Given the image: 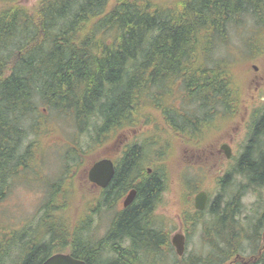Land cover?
<instances>
[{"label": "trees", "instance_id": "obj_1", "mask_svg": "<svg viewBox=\"0 0 264 264\" xmlns=\"http://www.w3.org/2000/svg\"><path fill=\"white\" fill-rule=\"evenodd\" d=\"M244 17L264 36V0H177L168 6L157 0H41L34 8L0 0V200L38 154L33 143L24 147L28 133L22 122L30 126L31 119L41 118L40 106L59 120L67 116L79 134L88 133L99 143L138 124H152L160 134L165 130L192 139L197 134V140L213 117H233L239 84L231 62L211 56L218 44L226 48L228 27L240 25ZM249 47L255 54L260 46ZM177 100L195 105L194 110L182 112L175 107ZM227 108L229 115L219 114ZM141 148H129L101 194L98 203L107 207L128 189L136 190L133 204L110 220L102 239L88 243L82 238V219H65L70 232L49 220L44 231L37 230L40 238L27 231L21 237L19 232L10 235V242L18 236L16 253L10 259V244L6 251L0 248V264H41L67 246L68 254L86 264L175 261L163 249L165 237L150 217L162 181L157 171L147 175L142 169ZM73 149L80 153L72 148L65 159ZM136 178H141L137 184ZM222 181L236 186L227 197L223 193L222 205L211 209L212 223L204 225L214 232L216 249L204 258L191 255L182 264H228L236 254L243 256L242 236L255 238L257 246L264 209L247 226L238 215L241 191L264 186V110L253 118L249 141ZM63 190L49 189L46 218ZM260 262L264 264V252Z\"/></svg>", "mask_w": 264, "mask_h": 264}, {"label": "rangeland", "instance_id": "obj_2", "mask_svg": "<svg viewBox=\"0 0 264 264\" xmlns=\"http://www.w3.org/2000/svg\"><path fill=\"white\" fill-rule=\"evenodd\" d=\"M19 1L24 7L34 8L41 0ZM176 1L157 0V3L160 6H168ZM241 20L240 25L231 24L228 27L226 48L218 44L211 56L212 59L223 58L231 62L239 84L238 98L231 104L234 107L231 110L234 116H224L223 119L220 116L213 117L209 126H205L198 134L197 140L194 139L197 137L192 139L190 134L170 135L166 134L165 130L160 134L156 129H152V124H138V128H124L99 143V140L93 141V136L88 133L79 134L67 116L59 120L49 109L41 106V118L36 119L39 117L37 116L31 119L30 126L27 122H22L28 133L23 145L26 147L33 143L32 148H38V154L32 164H27L24 171L11 181L10 187L0 200V248L6 251L10 244L8 258L12 259L16 253L13 245L18 236H23L27 231V235L32 233L33 236L37 233L36 237L40 238L37 230L44 231V222L49 220L60 226L64 224L65 229L70 232L72 226L66 220L75 222L82 219V238L87 239L88 243L102 239L119 207L116 199L107 207L98 203L101 192L88 182L87 172L94 162L102 158L118 160L120 151L130 143L142 146V169L152 168V172L157 171L162 181L157 206L153 212L157 226L167 230L168 235L178 233L181 229L188 233L184 256L179 258L173 254L175 264H182L191 255L206 256V252L195 250L201 246L202 228L205 223L211 224L214 219L211 212L208 213L209 205L219 207L225 200L224 195L220 194L218 181L232 170L248 143L253 118L264 110V36L259 34L261 29L255 26L252 19L244 17ZM251 44L260 46L255 54H250ZM174 103L175 107L186 113L195 108V105L180 100ZM228 112L230 113V108L224 109V112L220 111L219 114L229 115ZM153 116L159 117V112H154ZM144 122L141 120L140 124ZM222 144L230 148L228 159L219 151ZM41 145L43 150L39 152ZM72 148L80 150V153L73 149L71 155L74 157L65 159ZM233 176L235 175L231 173L230 182ZM236 182H239V178ZM241 185L246 186L244 183ZM51 186L63 188L64 195L61 194L62 197L57 198L54 208L49 206L50 218H46L45 206ZM234 186H227L226 191ZM199 190H205L208 194L207 209L197 219V225L192 227V221L196 219L193 198ZM68 192L70 197L67 198ZM125 194L126 192L121 198H125ZM241 194L242 213L238 217L240 224L247 226L251 222L255 223L263 212L264 186L246 188ZM183 217L186 219L184 226L181 224ZM79 224L75 223L77 226ZM16 232H19V235L10 242V235ZM254 240L246 236L241 237L239 246L243 256H249L256 251ZM257 240L258 245L264 244V233L262 238L260 236ZM63 251L68 253V246ZM232 260L234 261V258Z\"/></svg>", "mask_w": 264, "mask_h": 264}, {"label": "flooded vegetation", "instance_id": "obj_3", "mask_svg": "<svg viewBox=\"0 0 264 264\" xmlns=\"http://www.w3.org/2000/svg\"><path fill=\"white\" fill-rule=\"evenodd\" d=\"M255 68V70L257 69L256 67H254ZM193 136H195V137H197V134H193ZM249 141V140H248ZM134 145H136V143H134V144H132V143H130V144H127V146L123 149V150H121L120 151V153H119V158H118V160H113V159H111V161L113 162V169H114V173H113V177H112V179H111V181L109 182V184L107 185V187H105V188H101V187H98V186H95V185H93L94 187H96V188H98V190L101 192V194L103 195V192L112 184V181H113V179H114V177H115V175H116V171H117V167H118V163L120 162V160L123 158V156L127 153V151L129 150V148L130 147H132V146H134ZM222 146H223V144H222ZM221 146V147H222ZM219 148V151L220 152H222V153H224V155H225V152H224V150L222 149V148ZM225 157H226V155H225ZM227 158V157H226ZM102 159H108V158H102ZM228 159V158H227ZM145 173L147 174V175H151L152 174V168H150V167H148V169H145ZM227 174V173H226ZM224 177H222V178H220V180L218 181V185H219V191H220V194H222L223 195V193H224V191H225V193H224V195H226L227 194V191H226V187L228 186V184H226V181H222V179H223ZM140 180H141V178L140 179H137L136 178V180H135V183L137 184V183H139L140 182ZM160 189H161V186H160ZM160 189H159V191H160ZM131 190H134L133 188H131V189H128L127 191H125L126 192V194L125 195H127ZM136 191V190H135ZM158 191V192H159ZM124 192V193H125ZM201 192H204L205 194H206V203H205V207H204V209L203 210H197L196 208H195V196L197 195V194H199V193H201ZM121 196H123V193L121 194V195H119L117 198H116V204L118 205V207H119V211L118 212H116L113 216H112V218H114V219H116L125 209H127L128 207H130L132 204H133V202H134V200H135V197H136V192H135V195H134V198H133V200L127 205V206H125L124 205V201H125V199H126V197L125 198H121ZM158 197V196H157ZM120 198H121V200H120ZM208 194H207V192L205 191V190H199V191H197L196 193H195V195H194V198H193V207H194V210H195V213H194V215H195V217H196V221H194V223H193V226L192 227H195L196 225H197V222H198V218H200V216L202 215V214H204V212L206 211V209H207V203H208ZM157 201V198H156V200H155V202ZM154 202V205H153V208H152V211H151V214H150V217H152V219L155 221V223H156V219H154L153 218V216H154V214H153V212H154V210H155V208H156V206H157V202L155 203ZM210 207V208H209ZM209 211H208V213L209 212H211V209L213 208V206H210L209 205ZM210 214V213H209ZM111 218V219H112ZM186 221V219H185V217H183V219H182V222H181V224H182V226H184V222ZM193 222V221H192ZM191 222V223H192ZM157 225V224H156ZM158 227V226H157ZM158 229L161 231V233L163 234V236L165 237V244H163L164 246V250L166 251V250H169L171 253H172V255L173 254H175L176 255V252H175V248H174V246L172 245V238L176 235V234H181V235H183V237H184V253L183 254H185V252H186V249H187V243H188V233L186 234L182 229H181V231H179L178 233H175V234H170V235H168V232H167V230H164V229H162V228H160V227H158ZM203 230H202V243H201V246H200V248L198 249V250H195V251H202V252H206L207 254H206V256H208V253H212V252H214L215 251V249H216V246L214 245V242H215V238L213 237V235H214V232H211L210 231V229H204V228H202ZM263 233H264V231H258V234H260V236H261V238H262V235H263ZM259 236V237H260ZM259 239V238H258ZM256 247V250L258 251L257 252V254H251V255H249V256H240L239 254H236V256L234 257V261L231 259L229 262H232L231 264H237V263H240V264H261V259H262V253L264 252V244H261V245H258L257 244V246H255ZM203 249V250H202ZM177 256V255H176ZM184 255H182L181 257H183ZM196 256V255H195ZM205 256V257H206ZM178 257V256H177ZM181 257H179V258H181ZM198 257V256H197ZM204 258V257H203ZM169 264H175V261H172L171 263H169Z\"/></svg>", "mask_w": 264, "mask_h": 264}, {"label": "water", "instance_id": "obj_4", "mask_svg": "<svg viewBox=\"0 0 264 264\" xmlns=\"http://www.w3.org/2000/svg\"><path fill=\"white\" fill-rule=\"evenodd\" d=\"M227 158L230 157V149L227 145L221 147ZM114 169L113 163L109 159H103L95 162L88 171V179L91 183L105 188L111 181L113 177ZM135 190H131L127 195L124 205L127 206L134 198ZM206 203V194L201 192L195 196V208L197 210H203ZM172 245L175 248L176 255L181 257L184 253V237L181 234H176L172 238ZM41 264H86L84 261H81L69 254L57 253L51 255Z\"/></svg>", "mask_w": 264, "mask_h": 264}]
</instances>
